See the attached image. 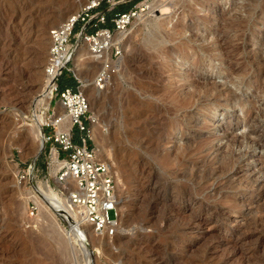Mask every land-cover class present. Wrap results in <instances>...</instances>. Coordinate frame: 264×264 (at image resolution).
Instances as JSON below:
<instances>
[{
	"label": "rangeland",
	"instance_id": "1",
	"mask_svg": "<svg viewBox=\"0 0 264 264\" xmlns=\"http://www.w3.org/2000/svg\"><path fill=\"white\" fill-rule=\"evenodd\" d=\"M86 1L0 0V264H264V0H170L116 40L122 53L102 90V59L64 71L60 89L86 85L97 119L87 144L123 210L115 238H87L89 259L68 239L56 208L67 195L28 117L48 31ZM33 164L34 180L19 182Z\"/></svg>",
	"mask_w": 264,
	"mask_h": 264
},
{
	"label": "built area",
	"instance_id": "2",
	"mask_svg": "<svg viewBox=\"0 0 264 264\" xmlns=\"http://www.w3.org/2000/svg\"><path fill=\"white\" fill-rule=\"evenodd\" d=\"M103 1L106 6L102 9ZM144 1L147 0L119 12L118 6L128 5L131 0H98L95 4L83 6L48 31L49 46L43 75L45 90L50 97L41 128L44 146L48 148V165L53 159L62 163L55 173L56 182L63 187L70 206L82 211L81 222L88 225L97 237L113 239L121 228L115 177L109 166L97 157L95 148L88 147L87 141H92L90 130L97 119L87 97L81 92L82 84L75 89H60L58 80L64 71L73 73L69 66L74 50L78 44H85L91 55L102 59L94 85L98 90L107 86L116 71L115 62L122 53L121 44L114 36L126 33L135 20L146 15L149 6ZM109 14L112 27L106 26ZM54 100L62 108V114L51 107ZM64 123L68 125L66 130L60 128ZM73 130L80 136L79 144L74 142ZM33 168L35 173L34 164ZM28 171L18 172L19 182L31 180ZM30 213L31 216L38 213L37 203L31 202Z\"/></svg>",
	"mask_w": 264,
	"mask_h": 264
},
{
	"label": "bare ground",
	"instance_id": "3",
	"mask_svg": "<svg viewBox=\"0 0 264 264\" xmlns=\"http://www.w3.org/2000/svg\"><path fill=\"white\" fill-rule=\"evenodd\" d=\"M98 0H88V1H86L85 3H83V4H81L79 7H78V10L80 9V8H82L83 6H85V5H88V4H95L96 2H97ZM172 1V0H171ZM170 0H147V1H144L143 3L144 4H148V6H149V11L146 13V14H150V15H153L154 13L156 14V13H162V12H164V11H167L168 9H166L165 7L166 6H168L169 4H170V2H171ZM168 8V7H167ZM75 12H77V11H75ZM75 12H73V13H70V14H74ZM69 14V15H70ZM144 17V16H143ZM141 30V29H140ZM123 35V33H117V35H115V41L117 40V39H119V38H121V36ZM148 45L150 46V47H155V46H157L154 42L153 43H148ZM85 55H87V56H89V58H87V60H90V59H92L93 57H92V55H91V53L89 52V50H88V48H87V46L86 45H83V46H81L80 44L76 47V49H75V51H74V54H73V57H72V62H73V69H74V71L76 72V73H78L79 72V67H80V63H83V60H82V58L85 56ZM85 61H86V58H85ZM84 61V62H85ZM86 84H87V82H86ZM85 83H83L82 84V88H81V92L84 94V91H83V89L85 88ZM49 93H48V91L47 90H45V86L43 85V87H42V95L40 96V99L38 98V100H35L34 101V103H33V113L30 115V117H28L29 118V120H30V122H32L33 123V125H34V128H35V131H36V137H38V139H39V145H38V153L43 149V147H44V141H43V132H42V130H41V128H42V125H43V123H44V119H41L39 116H38V114H37V112H36V108L38 107V105L41 103V102H43L42 100H41V98H44V99H46L45 100V102H46V108L48 109V102H49ZM44 103V102H43ZM60 107V106H59ZM57 108V109H59V111L61 112L60 114H62L63 113V110H62V108L60 107V108ZM45 108V109H46ZM163 113V112H162ZM60 128H62V129H67L68 128V125L66 124V123H64L63 125H61L60 126ZM92 130H91V133L93 134V136H94V131L96 130V124H94L93 126H92V128H91ZM156 143V142H155ZM154 146V145H153ZM95 152H96V155H97V157L100 159V156H101V154H99L100 152L99 151H97V150H95ZM53 159V158H52ZM61 162H56L54 159L52 160V162L50 163V175H51V177H54L55 176V173L57 172V170H58V168L61 166ZM29 174H30V176H31V181H33L34 180V168H33V165H31V167L29 168ZM34 184H35V182H34ZM58 184V183H57ZM60 187H61V185L60 184H58ZM46 188H47V190H49L48 189V186H46ZM54 197H55V195H54ZM118 197V196H117ZM119 198V197H118ZM57 199V198H56ZM59 200V199H58ZM119 200L120 199H118V209H119V211H120V214H121V221H122V216H123V210H122V207H121V205H120V202H119ZM53 201V200H52ZM54 203V202H53ZM121 203H123V202H121ZM57 205H56V208H57V210H58V212L59 213H61L62 214V216H61V214H60V216L62 217V219L63 218H69V220L68 219H66V220H68V224H69V226H70V228H71V230H70V233L69 234H67V237H68V239L69 238H71V240L73 239V243H76L77 245H79V247H81V249H82V252H86V253H88V259H89V257H91V250L89 251V242H88V237L89 238H91V239H94L93 238V232H92V230H91V228L88 226V225H84V226H82L81 224H80V222H81V219H80V217H81V215H82V211L80 210V209H78V208H74V207H71L70 206V204H69V202H68V200H67V197H66V200H65V202H58V203H56ZM50 206V205H49ZM65 216V217H64ZM79 219V220H78ZM63 220H65V219H63ZM65 220V221H66ZM75 221H77V222H75ZM121 228H122V223H121ZM120 228V230H122ZM87 231V232H86ZM90 233V234H89ZM100 238V237H99ZM104 239V238H103ZM109 239V238H108ZM44 240L45 239H43V240H40L39 242V244L40 245H42L44 248H47V244H46V242H44ZM67 240V239H66ZM106 241V240H105ZM97 242H98V239H97ZM65 243V242H64ZM63 243V244H64ZM105 243V242H104ZM68 244V243H67ZM75 244V245H76ZM100 244V243H99ZM101 244H103V243H101ZM63 246V245H62ZM50 247V246H49ZM63 248H64V246H63ZM40 250V249H39ZM36 251V250H35ZM50 253V252H49ZM93 255V254H92ZM47 262V261H46Z\"/></svg>",
	"mask_w": 264,
	"mask_h": 264
},
{
	"label": "crops",
	"instance_id": "4",
	"mask_svg": "<svg viewBox=\"0 0 264 264\" xmlns=\"http://www.w3.org/2000/svg\"><path fill=\"white\" fill-rule=\"evenodd\" d=\"M110 20H111V14H109L108 17H107V24H106L107 27H112ZM79 83H80L79 80H77L75 78V80H74V86L77 87L79 85Z\"/></svg>",
	"mask_w": 264,
	"mask_h": 264
},
{
	"label": "trees",
	"instance_id": "5",
	"mask_svg": "<svg viewBox=\"0 0 264 264\" xmlns=\"http://www.w3.org/2000/svg\"><path fill=\"white\" fill-rule=\"evenodd\" d=\"M133 4H134V3L131 2V3L128 4V5H123L121 8H117V11H119V12H124V11L128 10ZM101 8L103 9V6H101ZM69 88H71V87H69ZM71 89H72V88H71Z\"/></svg>",
	"mask_w": 264,
	"mask_h": 264
}]
</instances>
